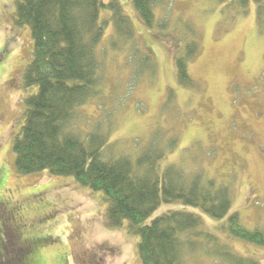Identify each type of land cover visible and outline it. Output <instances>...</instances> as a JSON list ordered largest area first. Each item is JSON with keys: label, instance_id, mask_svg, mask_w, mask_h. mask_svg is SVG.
<instances>
[{"label": "rangeland", "instance_id": "rangeland-1", "mask_svg": "<svg viewBox=\"0 0 264 264\" xmlns=\"http://www.w3.org/2000/svg\"><path fill=\"white\" fill-rule=\"evenodd\" d=\"M17 1L0 0V211L2 203L18 206L21 237L37 239L24 264H141L139 237L128 233L127 221L108 225L100 192L48 171L17 173L13 144L35 91L24 86L34 44L29 28L14 26ZM116 1L134 37L123 40L118 53L110 49L115 24L110 9L103 10L100 93L70 130L85 137L99 127L112 142L136 150L161 144L172 151L163 165L228 187L230 214L239 213L244 227L264 234V28L259 31L255 4L232 22L216 0H164L149 28L133 0ZM192 41L200 44L189 66L197 90L180 87L176 78L175 57ZM176 210L200 216L212 232L219 223L199 208L162 203L145 224ZM8 227L0 214V264L20 256ZM232 246L264 264L263 246L237 239ZM203 252L188 248L187 264H225Z\"/></svg>", "mask_w": 264, "mask_h": 264}, {"label": "trees", "instance_id": "trees-1", "mask_svg": "<svg viewBox=\"0 0 264 264\" xmlns=\"http://www.w3.org/2000/svg\"><path fill=\"white\" fill-rule=\"evenodd\" d=\"M216 1L222 17L232 22L245 18L253 2L259 31L264 28V0ZM133 2L145 25L153 28L154 8L164 0ZM16 5L14 26L29 28L34 44L24 86L35 89L25 101L24 125L13 144L17 173L48 171L100 192L108 206V225L122 227L127 221L128 233L139 237L141 264H187L188 248H201L204 257L225 264H260L232 246V240L237 239L264 247V234L244 227L237 212L230 214L228 187L203 174L190 178L182 167L163 165L172 151L161 144L150 143L136 150L125 148L121 141L112 142L110 134L100 132L99 127L85 137L70 130L81 109L100 93L97 49L104 35L103 10L110 9L115 24L110 49L118 53L123 40L134 37L131 20L121 5L116 0L108 4L104 0H19ZM199 53L200 44L192 41L175 57L180 87L198 89L189 66ZM162 203L199 208L219 223L212 232L200 216L176 210L145 224ZM36 240L23 236L20 256L12 263L24 264L22 257L34 248Z\"/></svg>", "mask_w": 264, "mask_h": 264}, {"label": "flooded vegetation", "instance_id": "flooded-vegetation-1", "mask_svg": "<svg viewBox=\"0 0 264 264\" xmlns=\"http://www.w3.org/2000/svg\"><path fill=\"white\" fill-rule=\"evenodd\" d=\"M3 205L4 206L2 207V210L0 211V214L3 217V221L5 220L7 222V224L8 223L11 224L12 228L8 227L9 230H10L9 235H11L13 238H16V243L19 246H21L23 237H21L22 232H20L18 230H20L21 228L23 230L24 223H23L22 219L20 218V214L18 213L19 212V207L18 206H14L13 208H8L5 204H3Z\"/></svg>", "mask_w": 264, "mask_h": 264}]
</instances>
